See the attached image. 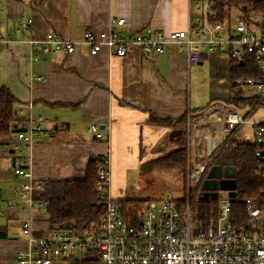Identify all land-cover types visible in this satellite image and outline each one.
<instances>
[{
  "label": "crops",
  "instance_id": "0c3cea01",
  "mask_svg": "<svg viewBox=\"0 0 264 264\" xmlns=\"http://www.w3.org/2000/svg\"><path fill=\"white\" fill-rule=\"evenodd\" d=\"M191 8V0H0V38H11L0 42V87L15 99L13 125L19 130L20 120L29 115L49 120L48 133L32 143L20 142L16 131L0 136V193L12 198L15 186L28 183V178L14 173L25 162L34 183L42 184L84 178L90 160L101 158L108 160L112 195L128 199V173L178 149L184 139L174 133L180 129L156 124L152 116L175 121L216 102L237 109L227 102L230 61L215 53L188 64L186 49L179 50L175 44L149 57L137 47L120 57L108 48L92 55L86 44L71 54H45L31 44L50 31L80 41L88 29H113L125 36L148 27L164 32L184 30ZM23 18L32 20L26 30L19 26ZM119 18H125L123 25L112 21ZM205 62L211 64L209 83L216 93L210 95L207 106L192 107L191 72ZM92 125H98L106 138L98 140L89 133ZM209 132L217 134L202 127L200 141L205 142ZM37 191L34 199L45 201L36 198ZM30 215L38 234L51 222L46 202L29 211L23 202L10 207L0 197V264H16V250L26 249L21 224Z\"/></svg>",
  "mask_w": 264,
  "mask_h": 264
},
{
  "label": "built area",
  "instance_id": "2783aa9c",
  "mask_svg": "<svg viewBox=\"0 0 264 264\" xmlns=\"http://www.w3.org/2000/svg\"><path fill=\"white\" fill-rule=\"evenodd\" d=\"M191 1L195 12L191 8L189 26L184 30L164 32L148 27L125 36L113 29L104 32L88 29L80 41L50 31L42 40H31V44L40 47L45 54H71L79 45L86 44L92 55L108 48L120 57L133 47L147 57L163 54L168 45L175 44L179 50L186 49L188 64H196L211 53L229 61L241 60L250 54L257 76L250 77L246 85L261 97L264 106V0H258V9L246 6L245 11L239 10L236 14L227 5L222 8L220 3L225 0ZM112 21L123 25L125 18ZM31 23V19L23 18L20 30H26ZM9 41L11 38H0V42ZM48 121L46 117L31 115L21 119L17 139L32 143L35 138L46 135ZM249 123L254 124L255 154L262 161L256 176L264 180V120L252 121L250 115L219 102L198 114L188 112L181 130L186 139L189 190L203 180L208 164L220 147L230 145L232 136ZM202 127L217 134L209 132L205 142L200 141L198 131ZM88 131L98 140L106 138L98 125L90 126ZM24 165L14 173L28 178V183L15 186L12 198H5L1 193L0 197L7 200L10 207L20 201L32 211L45 205V201L33 197L34 191L43 187L34 183L29 168ZM110 181L108 160H104L96 187L103 214L89 230L62 228L50 222L38 234L33 217L30 215L24 220L21 228L27 236V247L16 250V264H57L69 262L77 255L85 258L90 252L98 254L99 264H264V189L257 198L241 199L245 217L239 220L233 209L239 199L237 188L234 197L229 196L228 190V194L221 197L218 191L217 199L209 198L216 203L217 213L209 224L202 225L189 197L185 200L183 196L170 194L150 199L137 215L130 214L122 199L112 195Z\"/></svg>",
  "mask_w": 264,
  "mask_h": 264
},
{
  "label": "trees",
  "instance_id": "16d2710c",
  "mask_svg": "<svg viewBox=\"0 0 264 264\" xmlns=\"http://www.w3.org/2000/svg\"><path fill=\"white\" fill-rule=\"evenodd\" d=\"M258 0H225L222 6H229L232 13L243 10V6H249L254 10L259 8ZM230 97L227 102L238 110L248 108L245 115H251L261 105V97L251 93L252 89L246 85V81L257 76L254 59L246 54L241 60H230ZM15 99L11 92L0 87V136L17 132L13 125ZM187 114L182 118L173 121L172 119L162 120L152 116L151 121L158 124L177 127L186 122ZM182 147L171 151L161 158H153L142 164L141 168H175L181 169L186 165V139H183ZM256 144L252 141H238L231 139L230 145L224 144L214 155L208 164L199 185V193L193 197L191 202L202 225L210 223L217 213V205L212 200H204L200 193L203 190V182L208 176V168L213 166H230L236 171L237 196L233 209L237 219L245 217L243 198H257L264 189V180L256 176V172L262 167V161L256 156ZM104 165V159L93 158L90 160L84 178L46 180L42 182V189L35 192L36 198L45 200L50 221L62 228L86 231L96 225L103 214L97 194L99 182V169ZM150 199L128 198L123 199L122 204L130 214L137 215L143 204ZM70 264H99L97 253L90 252L85 258L75 256L69 261Z\"/></svg>",
  "mask_w": 264,
  "mask_h": 264
},
{
  "label": "rangeland",
  "instance_id": "374dc122",
  "mask_svg": "<svg viewBox=\"0 0 264 264\" xmlns=\"http://www.w3.org/2000/svg\"><path fill=\"white\" fill-rule=\"evenodd\" d=\"M193 12H195L194 4ZM211 64L209 62H205L201 66L192 70L191 72V91H190V101L192 107H205L211 100L212 94L216 93L211 90L213 85L209 83L210 75H211ZM213 102V101H212ZM251 119L257 121L264 120V106L261 105L257 109V111L251 116ZM184 125V124H183ZM183 125H179L174 128H178L180 130H176L174 133L178 134L180 138H184L183 132L181 130ZM63 133V131H62ZM236 139L238 141H254V127L253 124H245L243 125L236 133ZM234 135V136H235ZM232 136V137H234ZM185 139V138H184ZM182 143H179V147H182ZM176 145L174 148H177ZM22 152V151H21ZM21 152L15 151V155H21ZM190 171L188 169V161L186 158V165L184 168L175 169V168H139L133 171H130L127 175V194L126 197L129 198H139V199H152V198H160L166 195H172L174 197L183 196L185 200H191V196L195 197L197 193H199V185L201 180L198 183H195L191 189L188 187V173ZM208 173L211 176H217L220 172L211 165L208 168ZM202 179V178H201ZM233 191L229 192V196L234 197ZM225 190H219V195L221 197L226 196ZM57 264H69L66 262H59Z\"/></svg>",
  "mask_w": 264,
  "mask_h": 264
},
{
  "label": "water",
  "instance_id": "95a60500",
  "mask_svg": "<svg viewBox=\"0 0 264 264\" xmlns=\"http://www.w3.org/2000/svg\"><path fill=\"white\" fill-rule=\"evenodd\" d=\"M246 10V6L242 8ZM220 173L217 176L208 174L207 179L204 181L202 189V199L208 200L209 198L215 200L218 197L219 190L233 191L237 188L236 171L230 166H214Z\"/></svg>",
  "mask_w": 264,
  "mask_h": 264
}]
</instances>
